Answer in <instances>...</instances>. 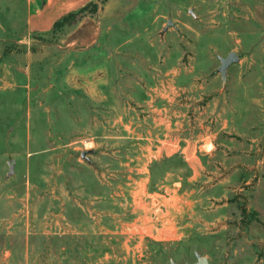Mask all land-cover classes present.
I'll return each instance as SVG.
<instances>
[{"label":"rangeland","instance_id":"rangeland-1","mask_svg":"<svg viewBox=\"0 0 264 264\" xmlns=\"http://www.w3.org/2000/svg\"><path fill=\"white\" fill-rule=\"evenodd\" d=\"M34 2L0 0L28 35L0 40V264H264V0H107L54 35Z\"/></svg>","mask_w":264,"mask_h":264},{"label":"crops","instance_id":"crops-1","mask_svg":"<svg viewBox=\"0 0 264 264\" xmlns=\"http://www.w3.org/2000/svg\"><path fill=\"white\" fill-rule=\"evenodd\" d=\"M96 1L97 0H41V4H36L34 2V6L32 2L31 10H27L24 18L25 31L27 32L26 34H46L52 29L53 24L62 16L76 12L88 3H94ZM8 22H10V20L7 21L6 18L3 20V23L8 24ZM97 25L98 24H94L93 21H86L83 23L78 29L82 33L80 38L70 40L68 45L70 47L77 46L78 48H81V50L86 48L89 43L93 41V38L97 36L99 31V27H97ZM27 37L28 35H0V40L4 42L14 40H16L15 42H21ZM1 44L2 43H0V46ZM6 50L7 49L3 46L2 53L4 54ZM45 52L46 50L44 48L43 51H40V58L45 55ZM87 92L88 95L94 99V95L97 93L95 84H93Z\"/></svg>","mask_w":264,"mask_h":264},{"label":"water","instance_id":"water-1","mask_svg":"<svg viewBox=\"0 0 264 264\" xmlns=\"http://www.w3.org/2000/svg\"><path fill=\"white\" fill-rule=\"evenodd\" d=\"M167 26L170 27L172 26V22L169 20L167 22ZM217 60L219 61V67L216 69V71H214L211 76H215V75H220L221 77V81L223 84H225L226 82V73L228 68L231 65L237 64L239 62V57L234 53V52H230L227 57L222 58V57H217ZM89 152H82L80 154L81 158H85L86 155H88ZM8 167H9V172H8V176L13 174V169H14V161H9L8 162ZM195 262L192 264H208V260L206 259V257L203 256H199L196 255L195 256ZM169 264H176L173 262H170Z\"/></svg>","mask_w":264,"mask_h":264},{"label":"trees","instance_id":"trees-1","mask_svg":"<svg viewBox=\"0 0 264 264\" xmlns=\"http://www.w3.org/2000/svg\"><path fill=\"white\" fill-rule=\"evenodd\" d=\"M107 2V0H97L94 3H88L87 5H85L84 7L80 8L79 10H77L76 12H72L69 13L67 15L62 16L61 18H59L52 26L51 29V34H56V32L60 29H62V27L64 25H67L69 22L68 20L77 15V14H81L85 11H90V13H95L96 10H98V8L102 7L105 3ZM5 54V53H4Z\"/></svg>","mask_w":264,"mask_h":264}]
</instances>
